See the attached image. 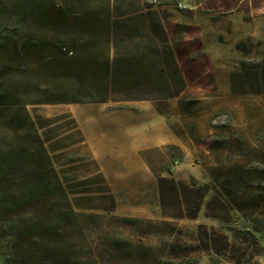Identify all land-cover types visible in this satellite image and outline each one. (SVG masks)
I'll return each instance as SVG.
<instances>
[{
  "label": "rangeland",
  "instance_id": "374dc122",
  "mask_svg": "<svg viewBox=\"0 0 264 264\" xmlns=\"http://www.w3.org/2000/svg\"><path fill=\"white\" fill-rule=\"evenodd\" d=\"M27 1L24 15L15 4L1 6L0 15L11 17L8 29L16 28L17 37L30 43L43 37L59 41L57 30L43 24V0ZM139 1L150 6L149 0ZM178 7H154L167 15L171 57L184 77L175 95L132 101L113 94L106 103L26 106L83 213L91 250L81 253L94 257L90 264H264V0H182ZM48 8L50 15L60 9L52 3ZM68 10L80 17L85 9L78 2ZM194 14L196 24L175 35L174 21ZM210 20L214 29L206 25ZM48 81L60 84L56 77ZM84 105L139 114L140 126L127 121L122 130L136 139L132 148H143L140 157L156 184L141 170L138 177L150 199H158L156 213L117 210L104 163L94 160L72 117V110ZM152 114L157 118L148 119ZM95 119L105 124L99 113ZM22 127L0 107V159L18 148ZM154 128L159 134L153 135ZM171 145L182 151L176 165Z\"/></svg>",
  "mask_w": 264,
  "mask_h": 264
},
{
  "label": "trees",
  "instance_id": "16d2710c",
  "mask_svg": "<svg viewBox=\"0 0 264 264\" xmlns=\"http://www.w3.org/2000/svg\"><path fill=\"white\" fill-rule=\"evenodd\" d=\"M116 1L43 0V7L47 6L43 24L57 30L59 41L43 37L30 43L17 37L16 28L8 29V12L0 15V107L26 128L19 135L18 148L0 159V264H35L37 259L90 264L94 260L81 253L84 248L91 250L80 220L83 213L75 207L62 171L49 157L27 105L106 103L113 94L153 101L169 98L184 87V77L171 57L167 15L154 9L171 5L180 11L182 0H149L150 6L139 0H119L117 6ZM78 2L85 9L80 17L68 10ZM51 3L60 8L54 15L48 8ZM14 4L24 15L25 0H0V8ZM189 29L184 24L172 27L175 35ZM20 75L25 80L13 83ZM51 77L60 84L50 83ZM261 84L264 90V79ZM170 148L177 152L172 155L176 165L182 151L175 145Z\"/></svg>",
  "mask_w": 264,
  "mask_h": 264
},
{
  "label": "crops",
  "instance_id": "0c3cea01",
  "mask_svg": "<svg viewBox=\"0 0 264 264\" xmlns=\"http://www.w3.org/2000/svg\"><path fill=\"white\" fill-rule=\"evenodd\" d=\"M197 16L196 14L192 18L183 16V18H179L174 23L191 26L196 22ZM206 25L214 29L217 24L210 20ZM110 100H112V97L109 98ZM98 106L89 107L84 105L77 107L72 110V117L77 121L83 136V142L90 150L94 160L104 163L102 165L103 175L111 193L114 195L117 210L130 215H135V213L139 212L147 213L146 215L156 213V210L159 209L158 199H150V196L142 187V181L138 177V171L141 170L156 184L140 157L139 152L143 148H132L136 139L126 134L124 135L125 130H122V128H125L124 125H126L127 121L129 123H136V126H140L138 123V118H140L139 114L137 112L129 114L119 110H106V107L102 108V105ZM97 113L101 115V121L103 120L105 122L104 125L96 121ZM127 116L132 119H127ZM155 117L157 118V116L152 114L148 116V119ZM165 129L167 128L165 127ZM152 133L153 135L156 133L159 134L158 128L152 129ZM137 177L139 180L138 185Z\"/></svg>",
  "mask_w": 264,
  "mask_h": 264
}]
</instances>
